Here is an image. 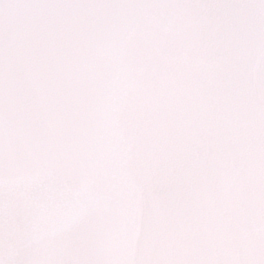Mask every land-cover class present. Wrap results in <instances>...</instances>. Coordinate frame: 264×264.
I'll use <instances>...</instances> for the list:
<instances>
[{"label":"snow or ice","instance_id":"obj_1","mask_svg":"<svg viewBox=\"0 0 264 264\" xmlns=\"http://www.w3.org/2000/svg\"><path fill=\"white\" fill-rule=\"evenodd\" d=\"M0 264H264V0H0Z\"/></svg>","mask_w":264,"mask_h":264}]
</instances>
